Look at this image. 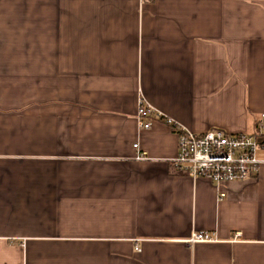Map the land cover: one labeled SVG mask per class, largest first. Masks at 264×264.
<instances>
[{
    "label": "crops",
    "instance_id": "0c3cea01",
    "mask_svg": "<svg viewBox=\"0 0 264 264\" xmlns=\"http://www.w3.org/2000/svg\"><path fill=\"white\" fill-rule=\"evenodd\" d=\"M261 113L264 0H0V264H264V147L216 185L166 122Z\"/></svg>",
    "mask_w": 264,
    "mask_h": 264
},
{
    "label": "built area",
    "instance_id": "2783aa9c",
    "mask_svg": "<svg viewBox=\"0 0 264 264\" xmlns=\"http://www.w3.org/2000/svg\"><path fill=\"white\" fill-rule=\"evenodd\" d=\"M137 119L142 128H148L152 117L160 113L141 100L138 101ZM177 136V154L172 159L177 171L191 178L203 177L216 185L223 182L254 177L259 161L256 150L264 147V113L253 133H228L220 128H211L204 132H194L171 119H166ZM133 146L137 148L138 144ZM145 152L140 151L137 158L143 159ZM223 196V193H220ZM206 231H193L186 242L212 241Z\"/></svg>",
    "mask_w": 264,
    "mask_h": 264
}]
</instances>
